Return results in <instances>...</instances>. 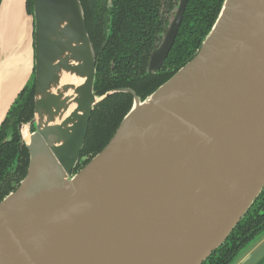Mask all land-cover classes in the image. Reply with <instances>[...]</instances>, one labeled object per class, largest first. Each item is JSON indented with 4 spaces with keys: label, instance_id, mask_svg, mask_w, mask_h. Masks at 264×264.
<instances>
[{
    "label": "water",
    "instance_id": "water-1",
    "mask_svg": "<svg viewBox=\"0 0 264 264\" xmlns=\"http://www.w3.org/2000/svg\"><path fill=\"white\" fill-rule=\"evenodd\" d=\"M188 2L148 72L168 59ZM33 11L35 114L18 126L30 164L0 202V264H204L264 190V0H225L193 60L144 100L95 93L81 0ZM117 93L133 95L131 110L74 174L95 106Z\"/></svg>",
    "mask_w": 264,
    "mask_h": 264
},
{
    "label": "trees",
    "instance_id": "trees-1",
    "mask_svg": "<svg viewBox=\"0 0 264 264\" xmlns=\"http://www.w3.org/2000/svg\"><path fill=\"white\" fill-rule=\"evenodd\" d=\"M3 0H0V6ZM225 0H189L182 26L165 68L157 74L147 72L152 52L162 42L176 4L168 6L165 16L160 0H113L110 23L100 20L102 0H81L90 40L97 59L95 93L103 96L111 90L130 88L144 100L177 71L193 60L221 13ZM34 0H26V11L34 16ZM107 32V33H106ZM18 94L0 125V202L25 179L29 153L21 143L18 126L28 124L35 114V78ZM134 97L117 93L95 106L89 132L74 174L88 164L111 141L120 123L131 110ZM17 178L15 184L11 177ZM264 234V190L252 209L204 264H232L259 236Z\"/></svg>",
    "mask_w": 264,
    "mask_h": 264
},
{
    "label": "crops",
    "instance_id": "crops-1",
    "mask_svg": "<svg viewBox=\"0 0 264 264\" xmlns=\"http://www.w3.org/2000/svg\"><path fill=\"white\" fill-rule=\"evenodd\" d=\"M21 22L23 24L18 25ZM34 20L26 0H3L0 6V125L18 94L34 76ZM20 29V33H19ZM232 264H264V235Z\"/></svg>",
    "mask_w": 264,
    "mask_h": 264
},
{
    "label": "flooded vegetation",
    "instance_id": "flooded-vegetation-1",
    "mask_svg": "<svg viewBox=\"0 0 264 264\" xmlns=\"http://www.w3.org/2000/svg\"><path fill=\"white\" fill-rule=\"evenodd\" d=\"M112 1L113 0H102V5H101V11H100V20L102 22H105L106 23V26H107V32L108 31V26H109V23H110V17H111V12H112ZM180 0H160V3H161V6L160 8L162 9V14L165 16L169 15L172 13V10L170 9L169 12H167L168 10V6H170L171 4H174V6L176 4L179 3ZM176 3V4H175ZM189 3V2H188ZM188 6V5H187ZM188 8V7H187ZM187 10V9H186ZM186 13V12H185ZM185 16V14H184ZM184 18V17H183ZM183 21V20H182ZM182 24V23H181ZM182 26V25H181ZM181 28V27H180ZM106 32V33H107ZM170 54V53H169ZM169 56V55H168ZM150 58V57H149ZM168 58V57H167ZM150 62V60H149ZM167 62V60H166ZM166 62L160 67V70L158 72H160L163 68H165L166 66ZM148 67H149V63H148ZM148 67H147V72H148ZM158 72H156L155 74H157ZM150 73V72H148ZM153 74V73H151ZM130 89V88H129ZM17 178L15 176L11 177V181L14 183V185L16 186L15 182H16Z\"/></svg>",
    "mask_w": 264,
    "mask_h": 264
},
{
    "label": "bare ground",
    "instance_id": "bare-ground-1",
    "mask_svg": "<svg viewBox=\"0 0 264 264\" xmlns=\"http://www.w3.org/2000/svg\"><path fill=\"white\" fill-rule=\"evenodd\" d=\"M28 138H29V134L26 132L25 133V139L28 141Z\"/></svg>",
    "mask_w": 264,
    "mask_h": 264
},
{
    "label": "rangeland",
    "instance_id": "rangeland-1",
    "mask_svg": "<svg viewBox=\"0 0 264 264\" xmlns=\"http://www.w3.org/2000/svg\"><path fill=\"white\" fill-rule=\"evenodd\" d=\"M17 24H18V25H19V24L21 25L22 23H21V22H18ZM22 26H23V24H22ZM19 33H20V29H19ZM258 240H259V238H258ZM254 243H255V242H254Z\"/></svg>",
    "mask_w": 264,
    "mask_h": 264
}]
</instances>
